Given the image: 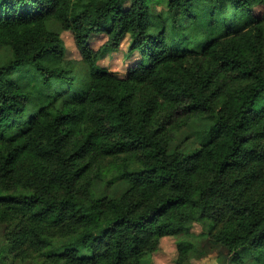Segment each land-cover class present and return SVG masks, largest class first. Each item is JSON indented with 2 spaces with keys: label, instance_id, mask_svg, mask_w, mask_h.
<instances>
[{
  "label": "trees",
  "instance_id": "obj_1",
  "mask_svg": "<svg viewBox=\"0 0 264 264\" xmlns=\"http://www.w3.org/2000/svg\"><path fill=\"white\" fill-rule=\"evenodd\" d=\"M125 1L0 0L4 256L151 264L200 224L225 264H264V0ZM127 36L142 60L121 78L98 61Z\"/></svg>",
  "mask_w": 264,
  "mask_h": 264
},
{
  "label": "rangeland",
  "instance_id": "obj_2",
  "mask_svg": "<svg viewBox=\"0 0 264 264\" xmlns=\"http://www.w3.org/2000/svg\"><path fill=\"white\" fill-rule=\"evenodd\" d=\"M148 7L151 8L152 13H162L166 10V6L157 0H145ZM131 6V0L123 3L125 10ZM260 10L258 9L257 12ZM157 29L153 18L149 20V34ZM60 38L64 44V58L67 61L79 63L81 62V55L76 47L73 34L70 31H61ZM108 37L105 34L93 35L89 41L90 47L98 51L107 42ZM131 39L129 36L122 41L120 48L113 52H103L99 58L98 65L107 69L121 78L125 77L129 70L135 67L141 60V51L130 52ZM199 123L191 121L181 131L177 133L176 144L181 147L188 146L194 148L196 145V138L194 132L197 130ZM113 172L109 173L112 174ZM109 176L107 178H111ZM112 193V192H111ZM110 194V193H109ZM191 238L186 237H165L161 240L159 248L151 256V264H225L224 255L226 250L219 248L212 244L204 236V228L200 224L191 226ZM8 232L7 225H0V264H47L44 257L36 254L30 256L21 254L17 258L13 256H4V250L8 247ZM186 241L195 245L186 255L180 256L179 244ZM3 253V254H2Z\"/></svg>",
  "mask_w": 264,
  "mask_h": 264
}]
</instances>
